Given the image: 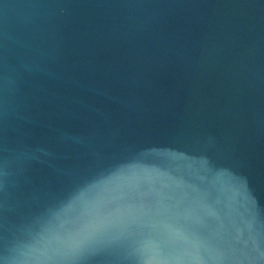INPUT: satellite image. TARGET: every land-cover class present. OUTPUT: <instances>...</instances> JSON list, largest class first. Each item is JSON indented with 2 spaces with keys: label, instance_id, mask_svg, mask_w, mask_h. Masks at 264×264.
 Segmentation results:
<instances>
[{
  "label": "water",
  "instance_id": "1",
  "mask_svg": "<svg viewBox=\"0 0 264 264\" xmlns=\"http://www.w3.org/2000/svg\"><path fill=\"white\" fill-rule=\"evenodd\" d=\"M0 264H264V0H0Z\"/></svg>",
  "mask_w": 264,
  "mask_h": 264
}]
</instances>
